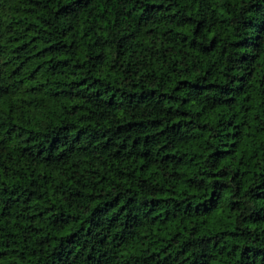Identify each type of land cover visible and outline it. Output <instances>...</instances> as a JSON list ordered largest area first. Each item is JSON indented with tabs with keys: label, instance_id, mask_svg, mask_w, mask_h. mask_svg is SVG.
<instances>
[{
	"label": "trees",
	"instance_id": "trees-1",
	"mask_svg": "<svg viewBox=\"0 0 264 264\" xmlns=\"http://www.w3.org/2000/svg\"><path fill=\"white\" fill-rule=\"evenodd\" d=\"M0 264H264V0H0Z\"/></svg>",
	"mask_w": 264,
	"mask_h": 264
}]
</instances>
